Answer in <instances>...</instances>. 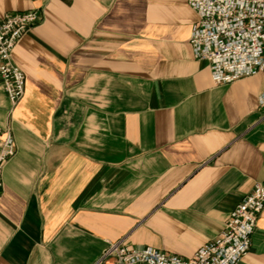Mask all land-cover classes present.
Returning <instances> with one entry per match:
<instances>
[{"label":"crops","instance_id":"0c3cea01","mask_svg":"<svg viewBox=\"0 0 264 264\" xmlns=\"http://www.w3.org/2000/svg\"><path fill=\"white\" fill-rule=\"evenodd\" d=\"M41 21L0 83V264H94L124 240L183 258L264 182V75L216 85L187 0H0ZM1 146V145H0ZM237 264H264V207Z\"/></svg>","mask_w":264,"mask_h":264},{"label":"built area","instance_id":"2783aa9c","mask_svg":"<svg viewBox=\"0 0 264 264\" xmlns=\"http://www.w3.org/2000/svg\"><path fill=\"white\" fill-rule=\"evenodd\" d=\"M197 14L188 42L196 60L208 64L214 84L264 75V0H187ZM41 21L37 10L12 12L0 19V83L11 104L24 94L23 72L12 63L20 38ZM264 111V88L258 95ZM0 189L3 164L14 153L5 131L0 141ZM264 207V182L254 184L232 210L224 230L187 258L151 247L135 248L123 239L110 243L94 264H237L249 250L250 238Z\"/></svg>","mask_w":264,"mask_h":264}]
</instances>
